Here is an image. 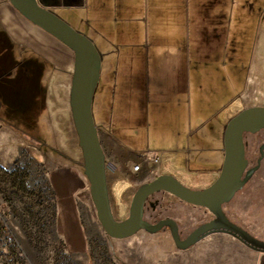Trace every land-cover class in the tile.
<instances>
[{
  "label": "rangeland",
  "instance_id": "obj_1",
  "mask_svg": "<svg viewBox=\"0 0 264 264\" xmlns=\"http://www.w3.org/2000/svg\"><path fill=\"white\" fill-rule=\"evenodd\" d=\"M38 3L88 37L101 54L107 52L106 58L101 59L92 100L97 129L98 122L104 119L113 136L125 142L133 154L149 150L144 160L158 157L153 174H169L192 189L214 182L224 157V129L220 139L211 126L195 131V118L205 120L214 112V106L225 103L221 95L225 85L221 64L228 61L235 65L230 99L213 117L212 124L226 125L243 110L242 90L246 93L254 88L252 103L264 106V0H235L230 7L232 19L226 23L227 35L221 39L224 52L212 67L218 77L214 97L217 101H207L210 92L206 88L195 97L191 95V99L183 98L184 124L171 116L173 109L169 106H175L174 102H164L166 96L154 95L145 73L140 81L146 65L141 54L144 56L150 44L144 1L140 6L142 21L130 23L139 36L134 42L143 46V50L136 47L129 56L138 65L140 82L127 85L117 65L125 49L121 43L123 22L114 2L106 5L110 17L102 24L91 23L84 16L73 20L68 11ZM9 7L14 36L0 22V195L14 240L0 244V264H234L235 257L245 258L243 253L231 255L236 247L229 240L232 235L226 233L210 234L187 249H179L165 230L150 233L141 229L122 239L105 232L90 196L70 111L73 51ZM202 135V145L209 149L198 152L196 140ZM244 142L246 158L254 163L264 132L246 133ZM135 163L138 160L130 161L129 176L121 180L117 162L110 155L106 157L108 190L118 206L117 211L114 205L113 212L117 221L128 217L133 193L150 180L143 178V171H132ZM256 176L264 179V160ZM256 176L250 186L259 178ZM253 190L236 193L226 208L236 213L245 229L264 239V184ZM123 192L130 193L128 204L121 199L122 194L127 195ZM163 208L157 210V217L177 218L181 236L207 219L203 210L180 202L164 201ZM213 255L220 261H212Z\"/></svg>",
  "mask_w": 264,
  "mask_h": 264
},
{
  "label": "crops",
  "instance_id": "obj_2",
  "mask_svg": "<svg viewBox=\"0 0 264 264\" xmlns=\"http://www.w3.org/2000/svg\"><path fill=\"white\" fill-rule=\"evenodd\" d=\"M38 1L47 8L57 11H68L73 20H77L80 16H84L91 23L97 24H102L107 21L110 17V10L106 9V5H110L114 2V6H116L121 15V22H123L121 26V43L125 51L121 54V61L119 60L117 65L118 67H121V77L125 82V85L132 81H139L138 65L132 62V58L129 56L136 52V47L143 50V46L140 42H134L136 37L139 36H136V33L132 31L130 23L134 21H142L144 16H142L143 10L140 6L142 1H144L147 6L145 12L147 11L146 13L148 15L147 31L149 33L147 35L150 38V44L143 52L144 56L141 54L145 59L146 65H144L145 68L141 72L140 81L143 80L145 73V79L148 84L154 88V95L162 97L166 96L165 100H162L164 102H174L175 106H169L170 110L171 108L173 109L171 111V116L173 118L175 116L176 119L180 118L182 124H184V118L186 116V109L182 105V102L184 101L183 98H186V96H190L189 99H191V95L195 97L206 88L210 92L207 101H217L214 97L218 77L217 71L212 67L220 61L224 52L221 39L227 35L226 23L232 19L233 9L231 10L230 7L232 5L234 6L235 0ZM9 6H12L9 0H0V22L3 23V25H7V31L10 33V36H12L14 34V29L10 24ZM116 11L114 10L115 14ZM16 12L22 17L17 10ZM24 35L25 34L23 33V36ZM4 53L6 54V52ZM106 56L107 52L103 53L102 59L106 58ZM221 66L224 67L225 73V76L223 77L225 85L221 95H224L223 97H225L226 100L223 104L226 105L230 99L228 98V94L231 90L233 80L235 79V73L233 70L235 65L228 61L223 65L221 64ZM253 92H255L254 88L251 92L248 91L245 93V90L240 92V96L243 98L242 109L255 106L252 103ZM124 93L126 92L124 91ZM223 104L214 106V112L210 114L208 118H205V120L195 118V131L202 130L206 126H211L209 128L220 135V139V133L225 128V122L221 126H217L212 124V121L220 108L222 106L224 107ZM164 108V113H167L166 109L168 106ZM160 110L161 107L158 111ZM191 127L192 122L190 118L188 124L189 133H191ZM98 134L105 157L110 155L111 159H113L115 163L117 162V166L120 167L119 174L121 175V180H124L129 176L128 170L130 171V161L134 159L143 164L142 170L139 171H143V178L145 180L148 178L150 180L153 179V173L149 170L152 166L153 158L144 160L149 150L141 152V155L133 154L131 148L127 146L125 142H120L113 136L109 131L106 120L104 119H101L98 122ZM189 138L190 135L187 140H189ZM204 140V135L196 140L195 151L199 152L209 149L202 145ZM175 144H179V142H175ZM187 153H189V151ZM159 173L160 172L156 171L155 174H153L154 178L160 175ZM63 187H65L64 184ZM129 195L130 193H127V195L122 194V201L128 204L127 200ZM109 199L112 211L114 212V205L118 211V206L115 201L113 202L110 193ZM229 240L230 242H233L236 247L234 253L231 254L232 256L235 253H243L245 255V258L235 257L234 264H264L263 252L254 250L233 236ZM254 252L256 254H254ZM211 260L215 262L220 261L215 255L211 256Z\"/></svg>",
  "mask_w": 264,
  "mask_h": 264
},
{
  "label": "water",
  "instance_id": "obj_3",
  "mask_svg": "<svg viewBox=\"0 0 264 264\" xmlns=\"http://www.w3.org/2000/svg\"><path fill=\"white\" fill-rule=\"evenodd\" d=\"M11 5L27 20L66 45L74 54L71 86L69 90L70 111L82 151L84 174L89 182V192L96 208L97 217L105 232L112 238H127L144 229L156 233L169 227L172 239L179 249H187L211 232H226L246 245L264 251V241L258 240L241 227L228 222L222 204L230 201L259 167L247 169L244 136L264 130V106L244 108L225 125L223 132L224 157L217 179L204 188L192 189L169 174H160L142 183L133 193L128 217L122 221L114 218L109 199L106 176V157L100 143L97 126L92 115V100L96 89L102 54L93 42L73 29L52 11L39 5L37 0H9ZM264 150V142L260 152ZM165 191L182 201L211 211L216 219L200 225L186 238H181L177 223L163 218L155 223L144 217L147 199L155 192Z\"/></svg>",
  "mask_w": 264,
  "mask_h": 264
},
{
  "label": "flooded vegetation",
  "instance_id": "obj_4",
  "mask_svg": "<svg viewBox=\"0 0 264 264\" xmlns=\"http://www.w3.org/2000/svg\"><path fill=\"white\" fill-rule=\"evenodd\" d=\"M260 131H263L264 132V130H260ZM263 143V142H262ZM262 143L257 147L258 149H257V151H258V156H257V158H256V160H255V162L254 163H250L249 162V160L247 159V161H248V165H247V167H246V169H245V171H244V173H243V176H244V174H245V172L247 171V169H249V168H251V167H253V166H255V165H257V163H258V159H259V157H261L262 156V158H261V160H260V162H259V167L257 168V170H255V172L251 175V177L246 181V183L243 185V187L239 190V191H237L236 193H253V192H255L253 189L254 188H258V189H261V187H262V185L264 184V179H261L259 176H256L257 175V172L259 171V169H260V167L262 166V161L264 160V150H263V152L261 153L260 152V146L262 145ZM246 151H247V145L245 144V157H246ZM219 173H220V171H219ZM255 176H256V178H258V179H256L255 180V182L253 183V185L252 186H250V183H252V181H253V179L255 178ZM154 179V178H153ZM149 181H151V180H149ZM149 181H146V182H149ZM249 187V189L248 190H243L244 188H246V187ZM159 193V194H158ZM154 194H158L157 196H154ZM153 195H151L148 199H147V201H146V203H145V206H144V217H145V219H146V215H145V213L147 212H149V214H147V217H149V222H151V223H155V222H157V221H159V220H161V219H163V218H172V219H174L175 221H176V223H177V227H178V232H179V235H180V237L181 238H186L191 232H193L197 227H199L200 225H203V224H206V223H209V222H212L213 220H215L216 219V216L211 212V211H209L207 208H205V207H199V206H195V205H193V204H190V203H187V202H185V201H182V200H180L179 198H177V197H175L174 195H172V194H170V193H168V192H165V191H159V192H155ZM235 196V195H234ZM170 198V199H169ZM232 200V199H231ZM230 200V201H231ZM166 202V201H169V202H180L181 204H184V205H187L189 208H197V209H201V210H203V212L204 213H207V219H205V220H203L201 223H199L196 227H194L191 231H189L188 233H186L184 236H181V233H180V231H179V223H178V219L177 218H175V217H172V216H170V215H164V216H159V217H157L158 216V213H157V210H159V209H161V208H163V202ZM230 201H228V202H226V203H223L222 204V211H223V213H224V216H225V219L228 221V222H231V223H233V224H235V225H237V226H239V227H241L243 230H245V231H247L249 234H251L253 237H255V238H257L258 240H261V241H264V239H261V238H259V237H257L255 234H253V233H251L248 229H245L240 223H239V221H238V219H237V215H236V213L235 212H232V211H230V210H228L226 207V205L230 202ZM164 209V208H163ZM161 230H165V231H168L169 233H170V229H169V227H164L163 229H161ZM160 230V231H161ZM218 232V231H217ZM213 233H216V232H211V233H209L208 235H210V234H213ZM219 233H226V232H220L219 231ZM226 234H229V233H226ZM207 235V236H208ZM231 235V234H230ZM233 236V235H232ZM206 237V236H205ZM234 237V236H233ZM235 238H237V237H235ZM238 239V238H237ZM238 240H240V239H238ZM241 241V240H240ZM248 246V245H247ZM250 247V246H249ZM252 248V247H251ZM254 249V248H253ZM254 250H257V251H260V252H263L264 253V251L263 250H258V249H254Z\"/></svg>",
  "mask_w": 264,
  "mask_h": 264
},
{
  "label": "built area",
  "instance_id": "obj_5",
  "mask_svg": "<svg viewBox=\"0 0 264 264\" xmlns=\"http://www.w3.org/2000/svg\"><path fill=\"white\" fill-rule=\"evenodd\" d=\"M256 100H257V98H256ZM158 161H159L158 157H154L152 159V166L149 169L150 172L154 171V167L158 163ZM142 167H143V164L141 162H138V163L133 164L131 169L133 172L136 173V172L141 171ZM3 206H4V202H3V199L0 195V244L10 243L14 240L13 231H12L10 225L7 223V221L4 217ZM0 250H2V249H0Z\"/></svg>",
  "mask_w": 264,
  "mask_h": 264
}]
</instances>
